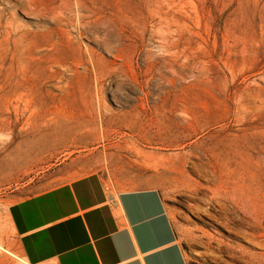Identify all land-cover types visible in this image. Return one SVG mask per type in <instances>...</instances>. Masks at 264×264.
<instances>
[{"label": "rangeland", "instance_id": "1", "mask_svg": "<svg viewBox=\"0 0 264 264\" xmlns=\"http://www.w3.org/2000/svg\"><path fill=\"white\" fill-rule=\"evenodd\" d=\"M90 173L192 263L264 264V0H0V264L9 206Z\"/></svg>", "mask_w": 264, "mask_h": 264}, {"label": "crops", "instance_id": "2", "mask_svg": "<svg viewBox=\"0 0 264 264\" xmlns=\"http://www.w3.org/2000/svg\"><path fill=\"white\" fill-rule=\"evenodd\" d=\"M8 218L28 264L192 263L154 188L111 191L86 174L12 203Z\"/></svg>", "mask_w": 264, "mask_h": 264}, {"label": "bare ground", "instance_id": "3", "mask_svg": "<svg viewBox=\"0 0 264 264\" xmlns=\"http://www.w3.org/2000/svg\"><path fill=\"white\" fill-rule=\"evenodd\" d=\"M77 11H78V10H77ZM64 13H65V12H64ZM62 15H63V14H62ZM67 15H69V14H66V16H67ZM57 18H58V17H57ZM64 18H65V17H64ZM58 19H59V18H58ZM61 19H62V18H61ZM94 37H95V36H94ZM107 38H108V37H107ZM114 38H115V37H114ZM104 40H105V38H104ZM107 40L110 41L109 38H108ZM112 40H113V39H112ZM99 41H100V40H99ZM114 41H115V40H114ZM114 41H113V42H114ZM119 41H120V40H119ZM115 42H116V41H115ZM115 42H114V43H115ZM105 43H106V42H105ZM107 43H109V42H107ZM107 43H106V44H107ZM116 43H117V42H116ZM110 44H112V43L110 42ZM117 44H118V43H117ZM112 45H113V44H112ZM119 45H120V44H119ZM105 46H106V45H105ZM127 46H128V45H127ZM107 47H108V46H107ZM112 47H114V46H112ZM105 48H106V47H105ZM116 49H117V48H116ZM121 49H122V48H121ZM111 50H112V49H111ZM118 50L120 51V49H118ZM124 50L126 51V49H124ZM128 50H129V49H128ZM108 51H109V50H108ZM125 53H126V52H125ZM125 53H124V54H125ZM114 55H115V54H114ZM117 55H118V54H117ZM122 55H123V53H122ZM112 56H113V55H112ZM126 56L128 57V55H126ZM123 57H125V55H123ZM147 57H148V56H147ZM128 58H129V57H128ZM128 58H127V60H128ZM130 58H131V57H130ZM149 59H150V56H149ZM152 59H153V58H152ZM125 60H126V57H125V59H124V62H125ZM130 60H131V59H130ZM127 62H128V61H127ZM94 63H95V62H94ZM130 63H131V62H130ZM92 64H93V63H92ZM100 82H101V81H100ZM100 82H99V83H100ZM101 83H102V82H101ZM98 85H99V84H98ZM101 85H103V84H101ZM103 89H104V88H103ZM103 89H102V90H103ZM97 94H98V93H97ZM101 94H102V93H101ZM98 96H99V95H98ZM242 211H243V209L241 210V212H242ZM242 213H243V212H242ZM241 215H242V214H241ZM248 215H249V214H248ZM246 216H247V215H246ZM249 220H250V219H249ZM263 243H264V241H263ZM23 260H24V259H23ZM24 261H25V260H24ZM25 262H26V261H25Z\"/></svg>", "mask_w": 264, "mask_h": 264}]
</instances>
